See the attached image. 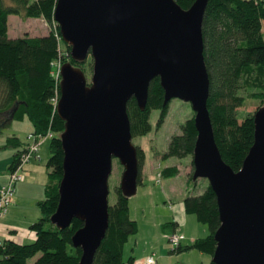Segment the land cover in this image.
I'll use <instances>...</instances> for the list:
<instances>
[{"label":"water","instance_id":"95a60500","mask_svg":"<svg viewBox=\"0 0 264 264\" xmlns=\"http://www.w3.org/2000/svg\"><path fill=\"white\" fill-rule=\"evenodd\" d=\"M208 0L182 8L175 0H57L54 19L73 61L61 66L58 115L64 150L59 203L51 222L74 218L82 249L79 264H93L109 223L113 159L124 166L120 188L138 189V148L133 143L128 101L144 109L149 83L158 77L164 103L178 97L194 111L197 131L192 179L206 178L216 195L220 225L214 232V264H264V105L253 113V143L234 170L214 138L207 98L202 20ZM93 59L91 81L80 65ZM10 119H13V115Z\"/></svg>","mask_w":264,"mask_h":264},{"label":"trees","instance_id":"16d2710c","mask_svg":"<svg viewBox=\"0 0 264 264\" xmlns=\"http://www.w3.org/2000/svg\"><path fill=\"white\" fill-rule=\"evenodd\" d=\"M175 1L186 9L195 0ZM50 2L56 5L57 0H0V114L13 115V119L26 116L33 124L34 133H53L51 155L47 161L50 182L45 198L38 202L42 216L30 226L35 238L25 242L12 238L2 240L0 264H79L82 256L81 247L75 246L72 238L83 226V221L74 218L69 226L60 228L50 219L59 203L64 162L60 133L65 125L56 108L55 99L60 98L61 88L54 74V61L62 58L65 48L71 53V46L62 39L59 26L57 31L53 29L45 35L12 37L9 32L11 14L23 18L40 17L46 14L43 8ZM47 18L55 21L54 14H47ZM263 21L264 0H208L203 14V55L209 77L207 108L221 156L234 170L240 169L253 143V114L238 117L239 107L245 102L242 90L252 86L259 88L255 95L264 104ZM69 57L78 64L71 55ZM83 64L80 65L85 69ZM153 108L160 110L157 125H161L169 101L164 103V90L158 77L149 83L144 109H140L135 97L128 101L133 136L151 129L149 117ZM193 117L185 120L180 133L171 135L163 158L192 156L197 136ZM7 143L17 148L10 171L20 164L26 142L11 135ZM137 148L140 184L145 154L140 145ZM179 171L177 165H169L162 168L161 174L175 176ZM116 192L117 200L109 207V227L94 255L93 264H133L135 261L133 255L128 260L124 258V245L139 231V223L131 216L130 200L120 186ZM183 207L185 213H192L198 221L207 224L209 232L205 237L194 238L188 245L178 243L174 250L195 248L212 255L216 247L214 232L220 225L215 192L209 184L201 193L188 191L183 198ZM174 225L176 222H165L162 225L164 234L175 233ZM209 264L214 263L210 260Z\"/></svg>","mask_w":264,"mask_h":264},{"label":"rangeland","instance_id":"374dc122","mask_svg":"<svg viewBox=\"0 0 264 264\" xmlns=\"http://www.w3.org/2000/svg\"><path fill=\"white\" fill-rule=\"evenodd\" d=\"M55 6V3L50 2L47 7L43 8V12L46 14L40 17L23 18L17 14H11L9 16L10 35L12 37L24 34L45 35L53 29L57 31L58 22L56 20L48 21L47 18V14H52L53 16ZM63 47L65 48L64 45ZM69 55L71 53L65 48L63 49L62 58L54 61V74L59 83L61 80L59 69L65 58L67 59L66 61L70 60ZM83 65L85 66L87 78L91 81L93 74V59L91 55H89ZM258 90L259 88L254 86L242 90L245 95V102L239 107L238 117L242 118L246 113L253 114L262 106L261 99L255 95ZM159 113V109L153 108L149 117L151 129L145 134L134 135L132 138L134 144L142 147L145 156L142 166V183L138 185L137 192L129 198L132 208L131 214L139 223V231L131 235L125 243L124 258L128 260L133 255L135 257L133 264H146V259L149 256H153L156 260L155 264H209L211 255L208 253L201 252L195 248L181 251L174 250L176 244L170 241L168 235L162 231L161 224L173 221V214L178 203L181 202L182 194H186L188 191L201 193L207 186L208 180L203 177L189 180L188 175L192 171V156L181 158L177 156L162 157L171 135L180 133L182 131L181 125L187 118L194 115L190 103L178 97L171 98L168 112L161 125H157ZM10 118L11 116L7 113L0 114V171L4 172L8 169V159H12L15 153L14 148L7 143L8 137L15 133L24 142H27V131L32 123L26 117L20 120L14 119L16 120L14 122L15 126H11L10 123L12 124L13 119ZM15 130H18V132ZM50 141L51 137L44 139L40 148L42 158L37 161L38 164L43 166L42 175L45 178L48 176L46 163L51 155ZM29 165L27 164L26 168H24L25 174L28 173V179L34 176L35 173L32 168H29ZM169 165H177L180 168V173L175 176L159 175L161 169ZM123 171L124 166L117 157H114L113 170L109 177L110 204L115 203L117 200L116 188L120 186ZM165 182L171 188L172 193L167 190V187H165V192L162 190ZM37 190L39 191V189L34 188L29 191L28 205H30V209L31 200L37 197ZM166 193L172 195L165 196ZM34 203H37V200ZM184 216L185 220H182L176 226L177 233L184 235L180 240L182 245H188L194 238L205 237L208 234L209 228L207 224L198 221L194 214L184 213Z\"/></svg>","mask_w":264,"mask_h":264},{"label":"crops","instance_id":"0c3cea01","mask_svg":"<svg viewBox=\"0 0 264 264\" xmlns=\"http://www.w3.org/2000/svg\"><path fill=\"white\" fill-rule=\"evenodd\" d=\"M25 118H26V116L23 119H25ZM15 121L16 120L13 119L12 124L10 123V125L15 126V124H14ZM30 125L31 126L29 127L27 134L33 132V129H34L33 124L31 123ZM15 131L18 132V130H15ZM12 135H16L21 139V137L15 133H13ZM14 150L16 151L17 148H14ZM40 152L41 151L39 150L40 158L32 159L30 162H27L24 164V168H26L27 164H30L29 168H32V170H34V172H35L34 176H31V178L28 179V175H27L28 173H26L25 180L17 182L16 190H15V200L10 205L8 210L0 217V239H2V240L7 239V238H12V239H15L19 242H25V241H30V240L35 238V233L31 232L30 226L33 222H35L36 220H38L42 216V211L38 205V202L41 199L45 198L46 186L50 182L48 166H47L48 176L45 178L42 175V171H44L43 166L41 164L37 163V161L41 160V158H42ZM8 160H9L8 161L9 165H8L7 171H5V172L0 171V187L7 184L9 181V167L13 161V158L12 159L9 158ZM46 165H47V163H46ZM179 170H180V168H179ZM179 173H180V171H179ZM159 175H162L161 171H160ZM141 183H142V181H141ZM165 187H167V190L172 193L171 188L168 186V184H166V182H165L164 187H162L163 188L162 190L164 192H165ZM34 188L39 189V191L37 190V197H35L34 199L31 200V209H30V207H29L30 205H28V203H29L28 202L29 191L33 190ZM40 191H41V193H40ZM167 194L168 193H166L165 196H171L172 195V194H168V195ZM185 195H186L185 193L182 194L183 197L181 199V202L178 203V206L175 208V211L173 214V222H176V225H174L176 232H178L176 226L180 222H182V220L183 221L185 220V216H184L185 211H184V207H183V198ZM36 200H37V203H34ZM131 212H132V208H131V203H130V213ZM131 216H132V214H131ZM163 224H161V226ZM167 228L170 229L171 226L168 225Z\"/></svg>","mask_w":264,"mask_h":264},{"label":"built area","instance_id":"2783aa9c","mask_svg":"<svg viewBox=\"0 0 264 264\" xmlns=\"http://www.w3.org/2000/svg\"><path fill=\"white\" fill-rule=\"evenodd\" d=\"M61 68L59 69V75ZM59 100V96L55 99L56 106ZM53 135L52 132H49L46 135L38 134L31 132L28 134L27 142L25 143L26 151L22 154L20 164L13 170L9 171V181L7 184L0 187V217L8 210L10 205L15 200V190L16 184L19 181H23L26 178V174L24 172V164L30 162L32 159L40 158L39 150L42 146V142L44 139L51 137ZM170 241L174 244L180 243V240L184 237L182 233H173L168 236ZM2 243V239H0V244ZM156 260L153 256H149L146 259V264H155Z\"/></svg>","mask_w":264,"mask_h":264}]
</instances>
